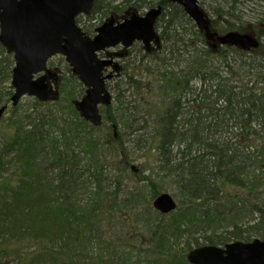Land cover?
<instances>
[{
	"label": "trees",
	"instance_id": "1",
	"mask_svg": "<svg viewBox=\"0 0 264 264\" xmlns=\"http://www.w3.org/2000/svg\"><path fill=\"white\" fill-rule=\"evenodd\" d=\"M238 3L203 9L212 31L255 37ZM158 6L160 48L129 50L100 127L62 84L58 102L12 109L0 138V264H190L195 248L264 241V41L255 54L214 49L170 0H96L83 30ZM256 17L264 37V10ZM13 68L0 45V109ZM166 181L180 198L162 215L153 202Z\"/></svg>",
	"mask_w": 264,
	"mask_h": 264
},
{
	"label": "water",
	"instance_id": "2",
	"mask_svg": "<svg viewBox=\"0 0 264 264\" xmlns=\"http://www.w3.org/2000/svg\"><path fill=\"white\" fill-rule=\"evenodd\" d=\"M95 1L0 0V45L14 60L13 108L25 97L44 103L60 99L59 74L50 69L48 63L52 58L62 56L72 75L86 90L75 102L77 112L93 126L102 125L100 107L112 104L107 82L114 78L120 66L113 59L100 58L99 54L118 46L129 49L136 42L142 43L147 50L153 45L160 47L156 25L163 8H152L144 15L133 12L122 20L110 16L91 37L78 25L77 19L90 17ZM170 1L184 8L214 48L231 46L247 51L259 48L260 43L250 34L212 32L198 0ZM109 67L113 71L106 74ZM8 107L0 109V127ZM153 208L162 215H169L177 210L178 204L171 194L162 193L154 200ZM188 261L190 264H264V241L254 239L224 247L202 246L189 252Z\"/></svg>",
	"mask_w": 264,
	"mask_h": 264
},
{
	"label": "rangeland",
	"instance_id": "3",
	"mask_svg": "<svg viewBox=\"0 0 264 264\" xmlns=\"http://www.w3.org/2000/svg\"><path fill=\"white\" fill-rule=\"evenodd\" d=\"M221 1L222 0H199V4L202 7V9L205 10L207 5L219 6ZM239 2H243V4L245 5L244 8L246 10L244 8H242L241 5H239L241 3H238L237 8H239V11H240L238 15L242 18L245 26H253V24H255V22H256V18H257L256 15L261 13V10H263L262 7H264V2H261V1L256 2V1H252V0H249V1L239 0ZM257 9H259V10H257ZM243 10H245V11H243ZM253 11L256 12V14H254ZM145 12L146 11H144L142 14H144ZM86 24H88V18L81 16L79 26L83 28ZM96 28L97 27H95L94 29H96ZM93 35L94 34H92V37H93ZM110 51H111V53H121L122 48L119 47L116 49H111ZM122 64H124V60H122ZM50 66H51V68L53 67V68H59L60 69L61 77H62L61 84H62V86H64V92L68 93V91H69V92L76 94V96H77L76 101H79L81 99V97H83V95H84L83 94L82 96H80L81 89L83 88L82 87L83 85H81V88H80L79 85L81 83L78 80H76V79H74V81L70 80V78H73V76H72L70 70L67 68V64H66L65 60L62 57H55L54 59L51 60ZM118 83H120L119 79L115 80L114 82H111L110 90L112 91L113 96H114V91L112 88L114 86H116ZM62 96H63V93H62ZM33 101H34L33 98L25 97L21 100L19 105L15 108H19L21 111L28 110L31 107V105L33 104ZM123 101L127 102V103L132 102V105H135L138 103L137 99H133L132 101L127 100V99H123ZM12 109L13 108L11 107V105H9L8 110L6 111V113L2 119V124L0 127V138H2L4 136V131H5L4 126H5L6 122L12 117L11 116L12 115ZM106 123H107V121H106ZM112 173L114 174V172H112ZM164 185L168 188L167 193L173 195L175 197L176 201H179L180 197H179V194H177V190H176L175 185L173 183L168 182V181H166L164 183ZM127 217H128V215H127ZM221 224H222L221 226H223L224 228L229 226V222L225 221V220H222ZM130 228L131 227H127L126 229L130 232ZM136 232H141V229L140 228H138V229L134 228V234L135 235H136ZM197 234H198L197 237L203 236L202 233H197ZM132 236H134V235H132ZM136 236H137V240H139L141 237H145V236H142L141 234H137Z\"/></svg>",
	"mask_w": 264,
	"mask_h": 264
},
{
	"label": "flooded vegetation",
	"instance_id": "4",
	"mask_svg": "<svg viewBox=\"0 0 264 264\" xmlns=\"http://www.w3.org/2000/svg\"><path fill=\"white\" fill-rule=\"evenodd\" d=\"M263 10H264V7H263ZM252 27V30L253 31H255L254 33V35H255V37L257 38V40L259 41V42H263L264 41V37H260V30L258 29V28H256L257 26H251ZM263 27V29H264V26H262ZM221 34V33H220ZM136 44H139V46H140V48H144L143 47V45L142 44H140V43H136ZM135 45V44H134ZM134 45L131 47V48H133L134 47ZM117 48H119V47H117ZM120 48H122V47H120ZM130 48V49H131ZM217 48H219V47H217ZM116 49V48H115ZM130 49H128V50H125L124 48H122V52L121 53H111V49L110 50H107V51H105V52H103V53H101L100 54V57L102 58V59H113L116 63H118L119 64V66H120V68H119V74L118 75H116L114 78H113V80H117V79H120L121 78V76H122V72H123V65L124 64H122V60H124V58L128 55V53H129V50ZM220 49V48H219ZM156 49H155V47L154 46H152L149 50H146V52L147 53H151V52H154ZM259 48L258 49H252V50H250V51H247V50H244L246 53H256V51H258L259 52ZM264 52V51H263ZM51 68V67H50ZM53 69V68H52ZM53 70H55L56 71V69H53ZM108 71L109 72H112V68L111 67H109L108 68ZM60 72V71H59ZM60 74H61V72H60ZM60 84H61V80H60V82H59V86H60Z\"/></svg>",
	"mask_w": 264,
	"mask_h": 264
}]
</instances>
